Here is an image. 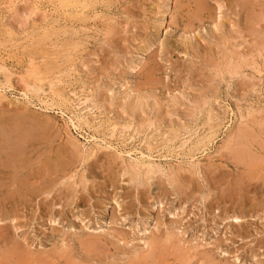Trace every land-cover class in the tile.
<instances>
[{
    "label": "rangeland",
    "instance_id": "rangeland-1",
    "mask_svg": "<svg viewBox=\"0 0 264 264\" xmlns=\"http://www.w3.org/2000/svg\"><path fill=\"white\" fill-rule=\"evenodd\" d=\"M72 1L0 0V264H264V0Z\"/></svg>",
    "mask_w": 264,
    "mask_h": 264
},
{
    "label": "bare ground",
    "instance_id": "bare-ground-1",
    "mask_svg": "<svg viewBox=\"0 0 264 264\" xmlns=\"http://www.w3.org/2000/svg\"><path fill=\"white\" fill-rule=\"evenodd\" d=\"M60 1H61V0H60ZM86 1H87V0H86ZM69 2H70V4H71V1H69ZM72 2H74V1H72ZM75 2H76V0H75ZM75 2H74V3H75ZM78 2H79V1H77V3H78ZM61 3H62V2H61ZM66 4H67V3H66ZM66 4H65V5H66ZM79 4H80V3H79ZM62 5H63V3H62ZM65 5H64V6H65ZM68 5H69V3H68ZM82 5H83V4H82ZM80 7H81V5H80ZM10 8H11V7H10ZM12 8H13V7H12ZM74 8H75V7H74ZM82 12H83V11H82ZM93 12H94V11H93ZM96 12H97V11H96ZM95 14H96V13H95ZM97 16H98V15H97ZM95 18H96V17H95ZM6 25H7V24H6ZM92 29H93V28H92ZM10 32H11V31H10ZM14 33H15V32L13 31V35H14ZM16 34H17V33H16ZM12 38H13V37H12ZM242 59H243V58H242ZM31 60H32V59H31ZM245 62H246V60H245ZM236 63H237V62H236ZM243 63H244V62H243ZM29 64H30V63H29ZM228 64H229V63H228ZM234 65H235V63H234ZM240 66H242V65H240ZM255 66H256V65H255ZM31 67H32V66H31ZM234 67L237 68L238 66H234ZM234 67H233V68H234ZM7 68H8V67H7ZM7 68H5V67H1V69H2L3 71H5V81H6V85H4V84L0 85V99H1V98H6V99H7V97H6V91H7L9 88H12V87H13V84H12V77H13V74H12ZM233 68H232V69H233ZM238 68H239V67H238ZM239 69H240V68H239ZM239 69H238V70H239ZM242 69H243V67H242ZM257 69H258V68H257ZM257 69H256V70H257ZM7 70H8V71H7ZM10 70H11V69H10ZM227 70H228V69H227ZM74 71H76V70H74ZM219 71H220V69H219ZM229 71H230V70H229ZM240 71H241V69H240ZM240 71H237V70L234 69V73H237V72L240 73ZM257 71H258V70H257ZM27 72H28V71H27ZM241 72H242V71H241ZM260 72H261V71H260ZM234 73H233V74H234ZM261 73H262V72H261ZM29 74H30V73H29ZM34 74H35V72H34ZM231 74H232V73H231ZM232 76H233V75H232ZM234 76H235V74H234ZM236 76H237V75H236ZM27 77H28V76H27ZM27 77H26V78H27ZM223 77H224V76H223ZM246 77H247V76H246ZM25 81H26V79H25ZM232 81H234V79H233ZM0 84H1V83H0ZM24 85L26 86L27 90L30 89V88H28L30 85H26V84H24ZM51 86H52V85H51ZM7 88H8V89H7ZM6 89H7V90H6ZM37 89H38V88H37ZM83 89H84V88H83ZM83 89H82V90H83ZM27 90L25 89V90L22 92V94H23L24 97L28 100L29 97L27 96V92H28ZM41 90H42V89H41ZM91 90H92V89H91ZM91 90H90V91H91ZM20 91H22V90H20ZM33 92H35V91H33ZM36 92H37V91H36ZM30 93H32L31 90H30L29 94H30ZM73 93H74V92H73ZM89 93H90V92H89ZM91 93H92V92H91ZM88 95H89V94H88ZM83 96H84V95H83ZM91 96H92V94H91ZM57 98H58V97H57ZM77 98H78V97H77ZM82 98H83V97H82ZM84 99H85V97H84ZM91 99H92V98H91ZM87 100H88V99H86L83 103H86ZM94 100H95V99H94ZM29 101H30V100H29ZM79 101H80V100H79ZM0 102H1V100H0ZM68 102H69V101H68ZM87 102H89V101H87ZM91 103H93V102H91ZM97 103H98V101H97ZM210 104H211V103H210ZM86 105H87V104H86ZM88 105H90V104H88ZM94 106H95V105H94ZM98 106H99V105H98ZM74 107H75V106H74ZM74 107H73V108H74ZM92 107H93V106H92ZM82 108H83V106H82ZM210 108H211V107H210ZM77 109H78V108H77ZM85 109H86V108H85ZM94 109H95V108H94ZM237 109H238V108H237ZM90 110H91V108H90ZM78 111H79V114L81 115L80 117H81L82 119H85V115H84V113L82 112L83 110L79 109ZM98 111H99V110H98ZM208 112H209V111H208ZM212 115H213V113H212ZM212 115H211V117H213ZM235 116H236V115H235ZM99 117H100V116H99ZM101 117H102V116H101ZM236 117H237V116H236ZM88 118H89V117H88ZM109 119H110V118H109ZM210 119H211V118H210ZM94 120H95V119H94ZM105 120H106V119H105ZM102 121H103V120H102ZM109 121H110V120H109ZM112 121H113V120H112ZM112 121H111V122H112ZM206 121H207V119H206ZM214 121H215V120H214ZM97 122H98V121H97ZM113 122H114V121H113ZM208 122H209V121H208ZM81 123H82V122H81ZM91 124H92V123H91ZM106 124H107V123H106ZM117 124H118V123H117ZM108 125L110 126V124H108ZM228 125H229V124H228ZM118 126H119V125H118ZM123 126H124V125H123ZM184 126H185V125H184ZM215 126H216V125H215ZM218 126H219V125H218ZM218 126H217V127H218ZM186 127H187V126H186ZM213 127H214V126H213ZM229 127H230V126H229ZM109 128H110V127H109ZM149 128H150V127H149ZM219 128H220V127H219ZM227 128H228V127H227ZM30 129H31V128H30ZM96 129H97V128H96ZM115 129H116V128H115ZM117 129H118V128H117ZM117 129H116V130H117ZM182 129H183V128H182ZM97 130H98V129H97ZM106 130H107V129H106ZM110 130H111V129H110ZM125 130H126V129H125ZM180 130H181V129H180ZM183 130H184V129H183ZM172 131H174V130H172ZM208 131H209V130H208ZM210 131H211V130H210ZM237 131H238V130H237ZM187 132H188V131H187ZM187 132H186V133H187ZM245 132H247V131H245ZM32 133H33V132H32ZM32 133H31V134H32ZM97 133H99V132H97ZM111 133H112V132H111ZM136 133H137V132H136ZM191 133H192V132H191ZM1 134H2V133H1ZM100 134H101V133H100ZM127 134H128V133H127ZM134 134H135V133H134ZM134 134H133V135H134ZM182 134H184V133H182ZM239 134H240V133H239ZM242 134H243V133H242ZM2 135H3V134H2ZM25 135H26V134H25ZM102 135H103V134H102ZM102 135H101V136H102ZM110 135H112V134H110ZM110 135H109V136H110ZM197 135H198V134H197ZM211 135H212V133H211ZM211 135H210V136H211ZM215 135H216V134H215ZM31 136H32V135H31ZM121 136H122V134H121ZM187 136H188V135H187ZM198 136H199V135H198ZM250 136H251V135H250ZM26 137H28V136H26ZM26 137H25V138H26ZM93 137H94V136H93ZM93 137H91V138L89 137V139H94ZM113 137H114V135H113ZM185 137H186V136H185ZM246 137H247V136H246ZM106 138H108V137L106 136ZM134 138H135V137H134ZM89 139H88V140H89ZM95 139H96V138H95ZM97 139H98V138H97ZM168 139H169V138H168ZM121 140H122V139H121ZM231 140H232V139H231ZM102 141H103V140H102ZM125 141H126V140H125ZM177 141H178V139H177ZM30 142H31V141H30ZM87 142H88V141H87ZM89 142H91V141H89ZM95 142H96V140H95ZM103 142H104V141H103ZM180 142H181V141H180ZM237 142H238V141H237ZM15 143H16V142H15ZM105 143H106V141H105ZM120 143H121V142H120ZM3 144H4V142H3ZM118 144H119V143H118ZM185 144H186V143H185ZM194 144H195V143H194ZM247 144H249V143H247ZM11 145H12V144H11ZM95 145H96V144H95ZM107 145H108V144H107ZM170 145H171V144H170ZM17 146H18V145H17ZM243 146H244V145H243ZM97 147H98V146H97ZM87 148H88V147H87ZM109 148H110V147H109ZM178 148H179V147H178ZM95 149H96V148H95ZM168 149H169V148H168ZM179 149H180V148H179ZM187 149H188V148H187ZM195 149H196V148H195ZM246 149H247V148H246ZM81 150H82V149H81ZM89 150H90V149H89ZM182 150H183V149H182ZM242 150H243V149H242ZM242 150H241V151H242ZM247 150H248V149H247ZM187 151H188V150H187ZM191 151H193V149H192ZM191 151H190V152H191ZM248 151H250V149H249ZM243 152H244V151H243ZM243 152H242V153H243ZM10 153H11V152H10ZM193 153H194V151H193ZM247 153H248V152H247ZM250 153H251V151H250ZM140 154H141V153H140ZM179 154H180V153H179ZM237 154H238V153H237ZM239 154H240V153H239ZM23 155H24V154H23ZM23 155H22V156H23ZM27 155H28V154H27ZM143 155H145V154H143ZM143 155H142V157H143ZM176 155H177V154H176ZM191 155H192V152H191ZM241 155H242V154H241ZM252 155H253V154H252ZM87 156H88V155H87ZM179 156H180V155H179ZM182 156H184V155H182ZM185 156H186V155H185ZM24 157H25V155H24ZM131 157H133V156H131ZM147 157H148V156H147ZM236 157H237V156H236ZM5 158H7V156H6ZM27 158H28V157H27ZM39 158H40V157H39ZM133 158H134V157H133ZM1 159H3V158H1ZM20 159H21V158H20ZM131 159H132V158H131ZM177 159H178V158H177ZM190 159H191V158H190ZM3 160H5V159H3ZM3 160H2V161H3ZM16 160H17V159H16ZM18 160H19V159H18ZM22 160H23V159H22ZM22 160H21V161H22ZM134 160H135V159H134ZM139 160H140V159H139ZM139 160H135V161H136V162H135V163H136V166H137V165H140L139 162H141V161H139ZM180 160H181V159H180ZM183 160H184V159H183ZM191 160H192V159H191ZM3 162L5 163V161H3ZM25 162H26V161H25ZM55 162H56V161H55ZM55 162H54V163H55ZM186 162H187V161H186ZM192 162H195V161H192ZM192 162H190V163H192ZM6 164H8V163H6ZM160 164H161V163H160ZM194 164H195V163H194ZM4 165H5V164H4ZM22 165H23V164H22ZM132 165H133V164H132ZM132 165H131V166H132ZM142 165L144 166V168H145V166H146V167L148 168L149 171H153V169L155 168V164H153L151 161H148L147 163L143 162ZM142 165H141V166H142ZM158 165H159V164H158ZM158 165L156 164V166H158ZM191 166H192V165H191ZM194 166H195V165H194ZM57 167H58V166H57ZM71 167H72V166H71ZM197 167H198V165H197ZM135 168H136V167H134L133 169H135ZM137 168H138V167H137ZM147 168H146V169H147ZM163 168H164V167H163ZM140 169H141V168H140ZM142 169H143V168H142ZM158 169H160V168H158ZM161 169H162V168H161ZM131 170H132V169H131ZM196 170H197V169H196ZM200 171H201V170H200ZM52 172H53V171H52ZM147 172H148V171H147ZM61 173H62V172H61ZM74 173H75V172H74ZM74 173H73V174H74ZM137 173H138V172H137ZM158 173H159V172H158ZM163 173H164V172H163ZM56 174H57V173H56ZM165 174H167V173H165ZM48 175H49V174H48ZM141 175H142V174H141ZM15 176H16V175H15ZM34 176H35V175H34ZM72 176H73V175H72ZM144 176H145V175H144ZM60 177H61V176H60ZM73 177H74V176H73ZM146 177H147V176H146ZM151 177H153V176H151ZM155 177H156V175H155ZM61 178H62V177H61ZM71 178H72V177H71ZM53 179H54V178H53ZM62 179H63V178H62ZM65 179H66V178H65ZM25 180H26V179H25ZM73 180H74V179H73ZM134 180H135V179H134ZM168 180H169V179H168ZM175 180H176V178H175ZM52 181H53V180H52ZM136 181H137V180H136ZM15 183H16V182H15ZM17 185H19V184H17ZM27 185H28V184H27ZM21 186H22V185H21ZM23 186H24V185H23ZM5 187H6V185H5ZM8 188H9V187H8ZM22 188H23V187H22ZM25 188H26V187H25ZM26 189H28L27 192H29V188H26ZM35 189H36V188H35ZM30 190H31V189H30ZM10 191H11V190H10ZM32 191H33V190H32ZM7 193L9 194V192H7ZM14 193H15V192H14ZM35 194H36V193H35ZM33 195H34V193H33ZM8 196H9V195H8ZM35 196H36V195H35ZM15 198H16V197H15ZM16 199H17V198H16ZM16 199H15V201H16ZM239 218H240V217H239ZM7 220H8V219H7ZM53 220H54V219H53ZM237 220H238V219H237ZM53 222H54V221H53ZM4 226H5V225H4ZM5 228H6V227H5ZM180 234H181V233H180ZM172 236H173V235H172ZM170 237H171V236H170ZM169 239H170V238H169ZM144 240H145V239H144ZM148 240H149V239H148ZM167 240H168V238H167ZM2 241H4V239H3ZM12 241H13V239H12ZM153 242H154V241H153ZM153 242H152L151 239H150V241H146L145 244H147L148 247L152 248V250H153L154 247H155V246H154V243H155L156 241H155L154 243H153ZM64 244H65V243H64ZM156 244H157V242H156ZM160 244H161V243H160ZM162 244H163V243H162ZM19 245H20V244H19ZM90 245H92V244L90 243ZM4 246H5V245H4ZM8 246L10 247V245H8ZM16 246H18V245L16 244ZM20 246H21V245H20ZM20 246H18V247L21 248ZM93 246H94V244H93ZM1 247H2V246H1ZM90 247H91V246H90ZM148 247H147V248H148ZM12 248H13V247H12ZM15 248H16V247H15ZM94 248H96V246H94ZM98 248H99V247H98ZM156 248H157V247H156ZM156 248H155V250H156ZM8 250H9V248H8ZM13 250H15V249L13 248ZM17 250H18V248H17ZM17 250H16V251H17ZM25 250H27V249H24V251H25ZM92 250H93V249H92ZM97 250H98V249H97ZM161 250H162V248L159 250L160 253H162V251H163V250H162V251H161ZM170 250H171V249H170ZM20 251L22 252L23 250L21 249ZM29 251H30V250H29ZM60 251L63 253V250H60ZM1 252H2V251H1ZM10 252H11V250H10ZM58 252H59V251H58ZM88 252H89V251H88ZM91 252H92V251H91ZM153 252H154V251H153ZM153 252L150 251V254L153 253ZM37 253H38V252H37ZM37 253L35 252V254H37ZM59 253H60V252H59ZM100 253H101V252H100ZM134 253H135V252H134ZM139 253H141V251H139ZM154 253H156V252H154ZM0 254H1V253H0ZM14 254H15V253H14ZM44 254H45V253H44ZM44 254H41L42 256H41L40 254H39V255H40L41 258H42V257H44V256H43ZM54 254H55V253H54ZM54 254H53V256H54ZM136 254H137V253H136ZM150 254L148 253V255H150ZM162 254H163V253H162ZM7 255H9V254H7ZM7 255H6V257H7ZM33 255H34V254H33ZM33 255H32V256H33ZM62 255H63V254H62ZM68 255H69V254H68ZM88 255H89V254H88ZM93 255H94V254H93ZM99 255H100V254H99ZM154 255H155V254H154ZM4 256H5V254H4ZM13 256H14V255H13ZM17 256L20 257V256L18 255V253H17ZM17 256H16L15 259L18 258ZM25 256H26V255H25ZM29 256H30V255H29ZM63 256H64V255H63ZM69 256H71V255H69ZM96 256H98V255H96ZM127 256H128V255H127ZM152 256H153V255H152ZM14 257H15V256H14ZM21 257H22V256H21ZM33 257L35 258V256H33ZM55 257H56V256H55ZM71 257H72V256H71ZM87 257H88V256H87ZM135 257H137V256L135 255ZM140 257H141V256H140ZM189 257L191 258V256H189ZM7 258H8V260H9L10 257H7ZM11 258H12V257H11ZM11 258H10V259H11ZM27 258H29V257H27ZM36 258H37V257H36ZM39 258H40V257L38 256V259H39ZM137 258H138V257H137ZM142 258H143V257H142ZM144 258H145V256H144ZM153 258H154V257H153ZM3 259H4V258H3ZM21 259H23V258H21ZM25 259H26V258H25ZM29 259H30V258H29ZM48 259L50 260V258H48ZM48 259H45V260H48ZM66 259H67V258H66ZM85 259H86V258H85ZM91 259H92V258H91ZM185 259H186V258H185ZM209 259H210V258H209ZM5 260H6V259H5ZM12 260H13V259H12ZM12 260H11V261H12ZM32 260H33V259H32ZM32 260H31V261H32ZM34 260H35V259H34ZM49 260H48V261H49ZM51 260L53 261V259H51ZM95 260H96V259H95ZM148 260H149V259H147V261H148ZM187 260H188V259H187ZM187 260H186V261H187ZM191 260H192V258H191ZM16 261H18V259H17ZM25 261H26V260H25ZM27 261H29V260H27ZM52 261H49V262L52 263ZM79 261H80V260H79ZM129 261H130V260H129ZM141 261H142V260H141ZM145 261H146V260H145ZM147 261H146V262H147ZM181 261H183V260H181ZM207 261H208V260H207ZM207 261H206V263H207ZM7 262H8V261H7ZM49 262H48V263H49ZM55 262H56V261H55ZM69 262H70V261H69ZM132 262H133V261H132ZM154 262H155V261H154ZM188 262H189V261H188ZM8 263H9V262H8ZM8 263H7V264H8ZM12 263H13V262H12ZM32 263H37V262H36V260H35V262H32ZM43 263L46 264L47 261H46V262H43ZM43 263H42V264H43ZM51 263H49V264H51ZM72 263H73V262H72ZM72 263H71V264H72ZM130 263H131V262H130ZM183 263H184V262H183ZM183 263H182V264H183ZM202 263H203V262H202ZM212 263H213V262H212ZM10 264H11V263H10ZM16 264H17V263H16ZM28 264H29V263H28ZM76 264H77V263H76ZM83 264H84V262H83ZM184 264H185V263H184ZM188 264H189V263H188ZM203 264H205V263H203Z\"/></svg>",
    "mask_w": 264,
    "mask_h": 264
}]
</instances>
